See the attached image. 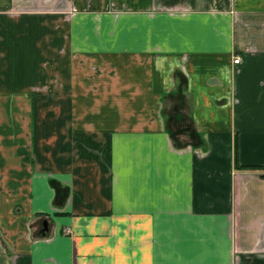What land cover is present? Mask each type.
Masks as SVG:
<instances>
[{
	"label": "crops",
	"instance_id": "obj_1",
	"mask_svg": "<svg viewBox=\"0 0 264 264\" xmlns=\"http://www.w3.org/2000/svg\"><path fill=\"white\" fill-rule=\"evenodd\" d=\"M242 164L264 0H0V264H264Z\"/></svg>",
	"mask_w": 264,
	"mask_h": 264
},
{
	"label": "trees",
	"instance_id": "obj_2",
	"mask_svg": "<svg viewBox=\"0 0 264 264\" xmlns=\"http://www.w3.org/2000/svg\"><path fill=\"white\" fill-rule=\"evenodd\" d=\"M237 167L238 168H240V169H250V170H252V169H255V168H263L264 167V164L263 165H260V166H258V165H237Z\"/></svg>",
	"mask_w": 264,
	"mask_h": 264
},
{
	"label": "built area",
	"instance_id": "obj_3",
	"mask_svg": "<svg viewBox=\"0 0 264 264\" xmlns=\"http://www.w3.org/2000/svg\"><path fill=\"white\" fill-rule=\"evenodd\" d=\"M239 61H240V57L239 56L234 57V59H233L234 63H238Z\"/></svg>",
	"mask_w": 264,
	"mask_h": 264
},
{
	"label": "water",
	"instance_id": "obj_4",
	"mask_svg": "<svg viewBox=\"0 0 264 264\" xmlns=\"http://www.w3.org/2000/svg\"><path fill=\"white\" fill-rule=\"evenodd\" d=\"M45 226H46V223L44 222ZM47 228V227H45ZM45 228L41 230L42 233H45Z\"/></svg>",
	"mask_w": 264,
	"mask_h": 264
},
{
	"label": "rangeland",
	"instance_id": "obj_5",
	"mask_svg": "<svg viewBox=\"0 0 264 264\" xmlns=\"http://www.w3.org/2000/svg\"><path fill=\"white\" fill-rule=\"evenodd\" d=\"M66 232H68V230H66ZM44 235V233H42Z\"/></svg>",
	"mask_w": 264,
	"mask_h": 264
}]
</instances>
